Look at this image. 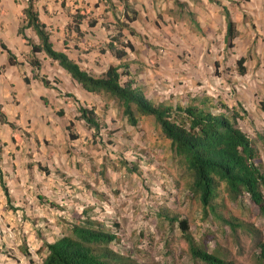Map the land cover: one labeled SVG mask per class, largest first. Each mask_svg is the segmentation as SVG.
Instances as JSON below:
<instances>
[{
    "label": "rangeland",
    "instance_id": "obj_1",
    "mask_svg": "<svg viewBox=\"0 0 264 264\" xmlns=\"http://www.w3.org/2000/svg\"><path fill=\"white\" fill-rule=\"evenodd\" d=\"M52 2L54 4L48 7L39 4L38 8L40 12L43 8H49L50 13H47L50 20L45 22L50 24L48 30L54 49L65 46L69 49V57L81 56L87 64L85 69L93 76H99L109 65L117 64L108 51L104 54L98 52L105 50L111 35V29L104 30L102 26H107L112 16L117 18V11L111 12L112 15L105 14L111 8L107 9L102 2L98 1L97 7H94L96 3L93 0H87L86 5L83 0H75L69 6H63L61 15L57 8L58 1ZM210 2L214 3L211 6L214 12H208L210 7L205 5L208 8L205 10V6L200 4H194L188 9L194 19H201L200 25L204 24L200 32L189 23L186 13H178L171 3L170 7L166 4V0H161L159 5L153 4L151 9L147 7L148 19H138L131 24L140 33L139 37H127L135 49L133 52L126 51L130 74L134 85L154 104L173 107L184 101L189 102V95L196 92L195 95L201 93V96L209 98L211 106L208 111L212 114L223 111L217 108L218 103L223 104L227 110H234L238 116L235 125L253 142L264 170V147L256 139V136L264 138V0ZM195 7L201 9L203 19L193 11ZM221 7L227 9L233 23L231 47H227L223 40ZM76 9L88 12L89 18L97 21L92 29H88L85 23L79 26L80 32L85 35L83 37L74 33L70 35L73 23L65 19L67 13L71 14ZM41 16L46 20L44 15ZM206 26L214 30L210 36L205 31ZM73 45L82 52L73 51ZM159 50L163 53H159ZM16 56L21 62V57L18 54ZM37 58L41 64L38 75L45 76L50 86L54 78L59 81L56 87L60 91L66 93L72 90L68 75L56 63L42 55H37ZM238 59H243V75L237 71ZM32 74L24 63L4 75L3 72L0 74V100L5 107L2 112L12 109L17 111L20 108V124L26 129L36 120L42 124L43 120L49 125L55 123L61 128L63 119L49 113V109H43L39 101L40 83L33 79ZM22 76L26 83L20 80ZM8 80L14 88L12 84L7 85ZM177 92H181V95H177ZM52 94H47L50 100ZM98 97L92 95L98 107V115L102 117V111L108 110V116L104 119L105 123L100 117L97 118L100 125L95 137L97 143L89 146L84 154L90 156L91 160H100V163L90 162L89 166L91 172L95 173V166L101 164L99 179L103 188L99 192H107V195L103 194L100 200H111L112 210L118 219L119 241L124 247L121 255L128 256L136 264H200L189 259L176 225L168 226L165 221L156 218L157 210L166 209L187 221L188 230L195 240H208L205 246L207 252L218 249L221 258L232 264H264V259L260 260L256 239L242 232L233 234L227 227L212 222L209 217L202 219L199 205L191 200L186 181L180 177L172 160L169 143L162 138L152 118L143 117L136 128L130 129L123 121L120 110L110 100L100 96L107 104H111L113 110L103 108L102 102L97 101ZM62 106L67 109L65 105ZM9 117L17 126L19 119ZM39 123L34 128H39ZM19 135L26 142L34 138V134L31 137L30 133L24 131ZM58 141L61 142V138ZM120 160L136 164L140 175L125 173L119 167ZM89 188L97 192L94 187ZM120 194L122 197H119ZM220 198L225 206L222 213L228 212L252 224L259 232L258 240L264 244V217L249 205L247 197L237 198L235 202L225 196ZM38 262L39 258L30 259V264Z\"/></svg>",
    "mask_w": 264,
    "mask_h": 264
},
{
    "label": "trees",
    "instance_id": "obj_2",
    "mask_svg": "<svg viewBox=\"0 0 264 264\" xmlns=\"http://www.w3.org/2000/svg\"><path fill=\"white\" fill-rule=\"evenodd\" d=\"M119 17H112V21L103 29H111L105 45V50H98L100 54L105 51L117 62L109 65L99 76H93L81 70L79 66L66 55V48L61 51L53 49L50 41V32L38 17L33 0H25L26 7L21 11L22 18L17 28V34L28 47V54L22 56V61L33 73L34 80L41 83L43 89L52 88L64 100H70L75 105L73 120H82L88 128L93 129L96 137L100 129L99 122L93 109H87L70 93H61L56 85L57 79H52V86L45 76H39L41 64L36 57L42 55L63 70L69 78L84 92L102 96L112 101L120 110L128 126L135 128L143 117H151L163 139L167 140L173 153L172 160L179 171L181 178L185 179L186 189L191 200L195 201L201 210L202 219L208 217L221 227H227L235 234L242 232L257 240L260 250V260L264 259V244L260 242L259 232L256 228L238 219L225 209L221 196L235 202L237 198L246 196L249 205L264 217V170L259 162V155L254 149L253 142L236 127L237 114L234 110L218 103L217 108L223 111L212 114L208 111L211 106L208 97L191 99L186 105L171 107L166 104L147 100L143 93L134 85L130 74L129 62L126 61V51L132 52L133 47L126 39L124 32L129 36L137 33L129 26L136 19V12L129 7L127 0H117ZM179 13H186L189 23L197 32H200L198 23L186 4L173 0ZM225 23L223 40L227 47H231L234 38L233 23L224 7H221ZM87 19V20H86ZM86 20V25L92 29L97 21L89 18V13L75 10L71 16L72 29L79 33L78 26ZM30 29L36 38V43L25 37L24 31ZM138 37V36H137ZM0 48L5 52L9 66L17 65L14 55L3 45ZM243 59L236 61L237 71L243 75ZM34 71L37 73L34 74ZM26 83V80H23ZM43 104L46 101L41 99ZM62 116V111L56 113ZM0 124L11 125L6 122L0 110ZM72 122L65 127L68 138L76 139L70 134ZM110 135V132H107ZM264 147V138L256 136ZM15 141L13 137L10 139ZM110 144V143H109ZM119 167L128 174L140 175L137 165L126 160L119 161ZM1 177V173H0ZM2 191L8 201L6 188L1 184ZM219 200V201H218ZM155 216L165 221L168 226L176 225L186 246L189 259L200 264H232L221 258L219 250L206 251L207 239L195 240L188 230L187 221L174 212L166 209L157 210ZM96 218L76 219L74 223L63 222L64 232L60 238L51 244H44L45 254L40 264H136L128 256L115 253L109 248L111 242H117L119 237L108 233L107 229ZM118 229L117 224L114 225Z\"/></svg>",
    "mask_w": 264,
    "mask_h": 264
},
{
    "label": "crops",
    "instance_id": "obj_3",
    "mask_svg": "<svg viewBox=\"0 0 264 264\" xmlns=\"http://www.w3.org/2000/svg\"><path fill=\"white\" fill-rule=\"evenodd\" d=\"M57 1V8L60 9L62 15L63 6H69L75 0ZM98 1L104 3L107 9L111 8L109 9L111 11H106L105 14H109L111 12L114 13L117 11L118 17L120 16L117 0H93V2L96 3L93 4L94 7H97L96 5L98 4ZM127 1L129 7L136 12V19L130 23L129 26L137 33V36L139 37L140 33L136 31V29L131 24L137 22L138 19H148L149 12L147 7L151 9L153 4L156 5L158 3L159 5L161 0ZM179 1L184 2L188 9H190V6L194 4H200L210 7V11L208 12H214L213 8H211L214 3L210 2L211 0ZM83 2L85 4L87 3V0H83ZM170 3L175 9H177L173 3V0H166V4L169 7ZM39 4H45L48 7V5H53L54 2H52V0H33V5L37 11L40 21L45 24L47 29H49L50 24L48 25V22H45L50 20L48 14L50 13L48 11L49 8H43L44 10L41 9L40 12V9L38 8ZM207 6L204 7L205 10ZM25 7V0H0V44H3L14 55L17 62V65L9 66L6 61L5 52L0 48L1 75L2 72L4 75L5 72L11 71V69L17 66H21V63H23L22 56L28 54V47L17 34V28L22 18L21 11ZM200 10L201 9H198V7H195L193 11H196V13H198L202 18V11ZM177 11L179 13L178 9ZM74 12L75 10L71 14H66V21H71V16L74 14ZM41 15H44L46 20H44ZM197 19L195 18V21L198 23L200 31H202L201 27L202 25L204 26V24L200 25L199 20L201 19ZM86 20H84L81 25L83 23L86 24ZM205 31H207L209 36L211 33H214V30L209 26H206ZM224 31L225 23L222 32L224 33ZM24 33L25 37L31 40L32 43H36V38L30 29H26ZM28 33H30V35H28ZM67 33L68 32H66V34ZM73 33L82 37L85 36L82 32H80V30L79 33H76L73 29H71L70 35ZM124 34L127 40V37H137L129 36L125 32ZM63 47L66 48V55L69 57V49L65 46ZM63 47H61V49H53L56 51H61ZM71 49L76 52L80 51L75 47V45H73ZM134 50L135 49L133 47V51ZM14 52H16V54H14ZM80 52H82V50ZM17 54L21 57V62H19L17 59ZM69 58L72 59L81 70H84L85 72L89 71L85 69L87 64L84 63L81 56L78 55L76 58ZM36 73L37 72L34 71V74ZM21 79L23 81L25 77L22 76L20 80ZM9 81L10 80L6 82L7 85L12 84ZM69 86H71L72 90H68L66 93L72 94L79 104L85 108H92L96 118L100 117L97 112L98 107L95 106L96 103L94 102L92 95L81 90V88L71 79ZM12 88H14L13 84ZM38 89L39 101L42 103V98L46 101V104L42 103L43 109H49V113H52V115L55 116H57L56 113L58 111H62V116H58L63 119V123L61 122V128H58L57 124L55 123L49 125V123L44 122V120L43 124L37 122L36 120L35 123H30L27 129L23 128V126L20 124V118L22 116V111H20V108L17 111L9 109L10 111L8 112H2V110L4 111L5 107H3L2 101L0 100V110L5 116L6 122L11 125L10 128L7 124H0V264H30L28 257L29 251L33 252L37 258H43L46 252L44 244H51L63 234L64 228L62 221L74 223L76 222L77 218L83 219L87 217L89 219L96 218L99 220H96L97 222L100 224L103 223L102 216L95 213V211L99 208L98 204L101 201V196L103 194L107 195V192H99L102 191L103 188V184L99 179V169L101 164L99 166H95L97 167L95 173L91 172L89 166L90 162L100 163V160L95 158L91 160L90 156H85L84 154L85 151L87 152L89 149V146H94L97 143L95 142V137H93L94 131L93 129L88 128L82 120H73L76 113L72 101L70 102V100L62 99L60 95L52 88L43 89L41 83L40 86H38ZM49 92L53 93L51 96L52 100H50L47 96ZM60 92L64 93L62 91ZM194 93L196 92H193L194 97H189V100L203 97L201 96V93L196 95ZM144 97L147 99L146 96ZM151 100L153 101L152 98ZM53 101L54 104H57V106L56 104H53ZM97 101H101L104 105L103 108L105 109L112 108L111 104H107L103 99H101L100 96L97 98ZM59 103L65 105L67 109L65 110L62 104ZM111 103L113 102L111 101ZM187 103L188 102L184 101L180 103L179 106H184ZM67 110L71 111V113L68 114ZM107 111L103 110L101 114L102 117H100L104 123V119L108 116ZM9 116H13V118L17 117L19 119L17 126H15V124L12 122L13 120L10 119ZM47 121L49 120L47 119ZM123 121L125 122L124 117ZM69 122H72V127L69 132L70 134L76 136V139L73 140L68 138V133L65 129ZM37 123H39V128L36 129L34 127H36L35 125H37ZM16 127L18 130H16ZM128 127L130 129L133 128L131 126ZM38 129L39 132H37ZM23 131L24 133H30L31 137L34 134L33 137L35 139L33 138V141L26 142L19 135L22 134ZM31 132L33 133L31 134ZM11 137H13L15 141L12 142L10 140ZM28 138L30 139V137ZM59 138H61V142L58 141ZM97 147L99 149V146ZM139 167L141 168V166ZM92 181H94V184ZM1 184L7 190L9 199L8 201L6 200V197L2 191ZM89 187H94L97 192H92L91 188ZM80 203H84L87 206L83 215L81 216L71 209ZM145 215L146 212H144L143 216ZM107 232L110 233L108 230ZM118 236L120 237L119 231Z\"/></svg>",
    "mask_w": 264,
    "mask_h": 264
},
{
    "label": "built area",
    "instance_id": "obj_4",
    "mask_svg": "<svg viewBox=\"0 0 264 264\" xmlns=\"http://www.w3.org/2000/svg\"><path fill=\"white\" fill-rule=\"evenodd\" d=\"M159 53H163L162 50H159ZM207 93V92H206ZM177 95H181V92H177ZM190 98L194 97L193 93L189 95ZM174 107V106H173ZM142 160H144V157H142ZM119 197H122V195L120 194ZM98 210L95 211V213L97 215H101L102 216V225L104 228H106L108 231H110L111 234L115 235L118 237V229H116L114 227V225H116L118 223V219L115 216L114 211L112 210L111 207V200H101L98 204ZM87 208V206L84 203H80L77 206H74L73 208H71L73 211H75L78 215H83L85 209ZM97 209V208H96ZM67 210V209H66ZM149 215L152 214V212H148ZM110 249L112 250V248L114 249V252H118V254L121 255L122 250L124 249V247L122 246L121 241H117V242H111V244L109 245ZM29 251V250H28ZM113 251V250H112ZM28 257L29 260H37V256L29 251L28 252ZM41 259H39V262L36 264H40Z\"/></svg>",
    "mask_w": 264,
    "mask_h": 264
}]
</instances>
